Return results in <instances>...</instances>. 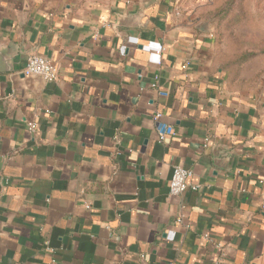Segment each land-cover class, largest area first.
<instances>
[{
    "label": "crops",
    "instance_id": "1",
    "mask_svg": "<svg viewBox=\"0 0 264 264\" xmlns=\"http://www.w3.org/2000/svg\"><path fill=\"white\" fill-rule=\"evenodd\" d=\"M211 1L0 0V264H264V86L219 66Z\"/></svg>",
    "mask_w": 264,
    "mask_h": 264
},
{
    "label": "rangeland",
    "instance_id": "2",
    "mask_svg": "<svg viewBox=\"0 0 264 264\" xmlns=\"http://www.w3.org/2000/svg\"><path fill=\"white\" fill-rule=\"evenodd\" d=\"M207 14L229 80L264 86V0H212Z\"/></svg>",
    "mask_w": 264,
    "mask_h": 264
},
{
    "label": "built area",
    "instance_id": "3",
    "mask_svg": "<svg viewBox=\"0 0 264 264\" xmlns=\"http://www.w3.org/2000/svg\"><path fill=\"white\" fill-rule=\"evenodd\" d=\"M161 51L162 46H158L157 50L155 51L158 65L161 64ZM22 73L25 76H40L47 82L55 81L58 79V72L53 62L39 54H32L27 58ZM151 86L157 91L159 95L164 96L166 94L158 88V76H155L154 80L151 82ZM161 118L162 113L158 109H155L153 114V121L155 123L159 141H163L167 136L175 135L173 127L170 124L163 122ZM27 125L30 130H33L34 124L32 122L28 123ZM191 175L192 171L190 169L184 168L179 165H174L172 168V174L169 182L170 195L181 196L183 192L188 188L196 190L198 186H192L188 183V178ZM182 221L183 215H180L175 219V223L178 224L182 223Z\"/></svg>",
    "mask_w": 264,
    "mask_h": 264
}]
</instances>
